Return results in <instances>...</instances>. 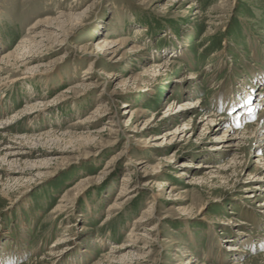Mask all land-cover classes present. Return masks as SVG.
I'll return each instance as SVG.
<instances>
[{"label": "rangeland", "instance_id": "374dc122", "mask_svg": "<svg viewBox=\"0 0 264 264\" xmlns=\"http://www.w3.org/2000/svg\"><path fill=\"white\" fill-rule=\"evenodd\" d=\"M0 264H264V0H0Z\"/></svg>", "mask_w": 264, "mask_h": 264}, {"label": "bare ground", "instance_id": "6f19581e", "mask_svg": "<svg viewBox=\"0 0 264 264\" xmlns=\"http://www.w3.org/2000/svg\"><path fill=\"white\" fill-rule=\"evenodd\" d=\"M61 18H62V16H61ZM47 23V22H46ZM63 23H65V22H63ZM50 24H54L55 25V28H57V29H59L60 30V32H58V33H56V32H54V31H51V30H49V27H51L50 26ZM63 27L64 26H61V22L60 21H56V22H53V21H49L47 24H43V26H41V27H39V33L35 36V39H34V41H33V43H34V48L36 47V46H43L44 45V40H43V37H45V35H47V34H51L53 37H54V40L52 39L51 41H49V42H47V43H50V46H54V45H56V44H61V43H63L64 42V40H66V37H67V33H65L64 32V30H63ZM67 31H69V30H67ZM70 33V32H69ZM34 38V37H33ZM39 39V40H38ZM45 40H46V38H45ZM46 43V44H47ZM113 43H111V42H108V41H106L105 39H103L101 42H99V43H97L96 44V46L97 47H99L100 49H102L103 47H105V46H107V47H110L111 45H112ZM24 47V46H23ZM76 49V48H75ZM84 50V49H83ZM111 54L113 53V52H110ZM23 56V55H22ZM22 56H21V58H22ZM27 59H29V58H27ZM27 59H25L24 61H26V63L28 62L27 61ZM33 59V58H32ZM30 60V59H29ZM22 61V60H21ZM30 62V61H29ZM93 61L91 60V62L90 63H92ZM161 64H159L157 67H162V68H165V66H166V64L168 63V61L166 60V59H164V60H162L161 62H160ZM91 74V70H90V68H86V70H85V72H84V75H90ZM99 75L100 76H103V77H107L108 79H113V74L112 73H109V72H106V71H101L100 73H99ZM82 79H84V80H82V81H86V79H88V77L86 78H82ZM105 79V78H104ZM80 86L81 87H83V88H87L89 85H88V83H81L80 84ZM111 94H113V92H111L110 93V95ZM193 104H192V102L191 101H189V100H187V101H183V102H181V103H178L176 106H177V108L176 109H174L175 111H179L180 110V112L179 113H183V112H186L187 111V109L189 108V107H191ZM104 109V106L102 105V104H99L98 105V107H97V109H96V111L95 112H93L92 114H102V113H105L106 111L105 110H103ZM138 111L139 110H130L127 114H130V116H129V118L127 119V120H125V123L126 122H129L131 119H135V118H137V114H138ZM126 113V112H125ZM11 118V117H10ZM114 119V116H113V118H110V120L108 121V123H107V125H109V126H115L114 125V123L116 122L115 120H118V119H116V117H115V119ZM10 120V119H9ZM12 121V120H11ZM84 122V120L82 121V122H78V123H83ZM85 122H87V120L85 121ZM155 121L153 120V119H148V120H145L144 122H142L140 125H139V128L137 129V130H135L136 132H138V131H140V129H142V128H144V126H146L147 125V127H149V126H153L152 125V123H154ZM179 128V127H178ZM174 129V130H169V131H166V132H163V133H158V134H151V135H149L148 137H147V139L145 140V143L147 144V147H149V148H160V147H162L163 145H164V143H167V142H165L166 141V139L168 138V137H172L174 134H176L177 133V131L179 130V129ZM145 129V128H144ZM122 130V129H121ZM180 134H182L181 132H179V133H177V138L179 137V135ZM175 136V137H176ZM26 139V138H25ZM113 145V144H112ZM6 147V146H5ZM7 147H9V146H7ZM126 152V151H125ZM121 153V152H120ZM118 155V157H120L121 156V154H117ZM146 162H144V161H137L136 163H135V165H142V164H145ZM182 166H188V165H186L185 163L184 164H182ZM205 166L206 165H202V167L201 168H205ZM143 167V166H142ZM197 167H198V165H197ZM138 170V169H137ZM178 174L179 175H177L176 177H178V178H181V177H183V176H185L186 174H185V171H180V172H178ZM127 182H129L128 181V179L127 178H123L122 179V181H121V183H127ZM149 182H151V180L149 181ZM160 184V183H159ZM163 185H165V184H161V186L163 187ZM122 189H123V191H125V192H121V194L122 195H127V193H132V191H131V189L130 190H125V185H123V187H122ZM170 189V191H171V193H174L178 188L177 187H170L169 188ZM154 203V202H153ZM151 214H152V209L151 208H148V209H146L145 210V212H144V216L145 217H150L151 216ZM143 221V219L140 217V218H138L137 220H136V222L135 223H140V222H142ZM154 227V226H153ZM148 232L149 231H151V230H147Z\"/></svg>", "mask_w": 264, "mask_h": 264}]
</instances>
